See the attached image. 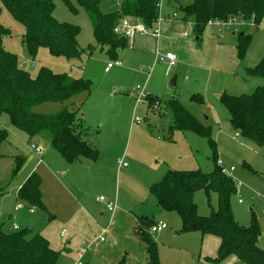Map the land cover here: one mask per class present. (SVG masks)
I'll return each mask as SVG.
<instances>
[{
	"label": "trees",
	"instance_id": "trees-1",
	"mask_svg": "<svg viewBox=\"0 0 264 264\" xmlns=\"http://www.w3.org/2000/svg\"><path fill=\"white\" fill-rule=\"evenodd\" d=\"M54 1L0 0V5L23 25L25 32L22 45L28 56L34 57L37 49L44 47L52 55L77 58L81 54L77 45L78 28L53 18ZM75 1L90 21L96 47L112 60L129 45V39L114 32L122 18L136 19L146 28H151L159 17L158 0H121L118 10L109 13L100 10L98 0ZM168 2L172 3L177 12L175 14L179 15L183 23L192 25L193 35L199 40L208 21L234 18L240 22L235 42L239 62L243 61L251 42V30L257 29L264 17V0H191L187 5H180L179 0ZM7 34L8 30L0 24V118L6 116L10 126L24 133L28 139L40 137L48 141L50 147L68 163L82 160L95 162L98 151L85 139L88 129L82 123L79 107L71 104L70 108L64 106L59 111L47 114L34 110L45 103L63 104L81 94L88 96L89 81L74 79L66 74H54L45 68L39 69L37 75L31 77L22 69L17 57L4 50L2 38ZM246 72L249 77L264 80V56L255 67L247 68ZM219 100L228 112L233 130L242 139L264 148V83L250 95L231 96L222 93ZM145 103L150 110L168 111L169 133L180 130L205 138L213 149L212 160L215 162L212 172L208 174L199 170L167 171L159 182L149 188L159 209L178 215L181 233L198 232L219 238L215 257L206 258L203 262L219 264L225 258L234 256L242 264H264V249L259 247L261 232L255 219L247 227L238 225L233 219L230 200L236 188L232 179L216 165L210 137L211 126L204 124L202 118L176 98L171 97L161 103L148 95ZM190 103L201 106L203 101L201 96L192 95ZM6 139V132L0 126V145ZM22 161V157H15L12 176ZM40 184L39 176L31 173L20 185L16 201L44 211ZM197 191H203L208 200L210 194L216 196V209L208 217L199 216L196 212L193 196ZM152 224V220L140 218L134 235L145 247L146 264H161L156 243L147 232ZM58 254L49 248L39 233L27 229L8 232L0 229V264H55ZM118 264L125 262L121 260Z\"/></svg>",
	"mask_w": 264,
	"mask_h": 264
},
{
	"label": "rangeland",
	"instance_id": "rangeland-1",
	"mask_svg": "<svg viewBox=\"0 0 264 264\" xmlns=\"http://www.w3.org/2000/svg\"><path fill=\"white\" fill-rule=\"evenodd\" d=\"M98 1L100 10L104 13L116 12L121 2V0ZM190 1L179 0V3L180 5H187ZM166 2L167 0H163L161 3L159 10L161 16L167 12ZM52 16L57 22L70 23L78 28L77 45L81 50L79 57L66 59L62 55H52L44 47H39L34 57L28 56L22 45V36L25 32L23 25L15 21L7 9L2 4L0 5V24L8 30V34L2 38V46L5 51L17 57L22 69L31 77L36 76L39 69L45 68L54 74H66L74 79L89 81L90 95L87 100L85 94H81L63 104L45 103L39 105L34 108L36 112L43 114L54 113L64 106L70 108L71 104L76 105L85 100L81 111L79 110L80 114L83 108L92 105L97 106L104 101L126 103L128 106L134 107L131 117L139 120L138 126L145 127L147 132V137L145 138L152 150L156 148L159 151V158L155 159L156 162L153 160V166L156 165L158 169L162 170L163 174H166V171L169 170H199L205 174L212 172L215 162L212 160L213 149L208 141L199 135L187 131L175 130L169 133L167 123H169L170 115L168 111L160 109L159 114L156 110H149L146 107V103L138 100L134 92L136 87L141 88L146 94L157 98L161 103L172 95L190 110L192 105L188 104L189 92L184 89L186 87L184 84L185 78L191 77L188 70H178L177 73L168 76L167 80L164 77V71L168 67L166 61H157L154 65H152V62L142 65L134 61L135 70H129V54L133 53L127 49L120 52L116 57L122 65L104 72L106 65L113 60L96 47L90 21L76 1L55 0ZM220 30L221 33L228 36L232 33L236 34L234 27ZM148 34L150 35L151 33L148 32L144 35ZM251 34V42L236 73L231 76L211 75L208 89L209 99L212 103L211 108L214 110L211 109L209 112L210 137L213 140L216 165H219L227 173L230 168H233L234 171L231 172L230 178L234 184H241V187L236 189L235 195L230 200L233 219L242 227H247L255 219V223L261 232L259 247L264 249V148L258 147L250 140L242 139L233 130L229 122L228 112L218 98L222 91L231 96L250 95L256 88L263 85L264 80L262 78L249 77L246 69L255 67L264 56V17L257 29L251 30ZM188 39L192 40V35ZM174 76L177 78L176 85L171 88L169 82ZM205 84L206 81L202 83L203 91ZM196 87L198 85L194 88ZM76 106L80 107V105ZM195 115L200 118L197 112ZM0 126L7 135L6 141L0 145V193L2 191L0 194V229L8 232L12 231V227L15 226L19 230L27 229L37 233V227L41 225L44 214L40 212L30 213L22 209V207L21 211L17 210L18 205H16L14 200L17 185L28 177L30 171L37 175L44 170L47 172L50 170L52 175L58 171L62 174L61 168L58 167L63 166L64 161L56 150L50 149L48 141L32 137L29 142H26L21 132L19 133V131L10 126L6 116H1ZM96 130L97 128L90 127V131L88 130L87 134L92 135L93 143L98 145H96L99 152L98 162L102 159L105 162V159L108 158V154H106L108 136L100 130H97V134L94 133ZM136 141L138 140L133 133L129 152L135 150ZM31 145H35L41 150L44 166L39 165L35 155L29 152ZM52 154H55V157ZM15 157H22L23 161L14 176H12ZM139 171L141 173L142 171L144 172L143 169ZM135 181L132 184L137 188L136 193L141 198L144 192L143 188L137 178ZM46 182L50 185L49 180H46ZM121 185L123 187L125 184ZM124 187L125 190L129 189V186L127 188L126 186ZM122 195L125 194L123 193ZM238 200H241V204H238ZM193 202L196 206L197 214L202 217H208L217 206L214 194H210L208 200L203 191L194 193ZM141 207L155 208L153 198L147 195ZM151 218L156 222L165 224L167 227L166 231L175 236L169 239L162 238L160 250L165 251L167 255H173L171 253L172 250L185 249L187 251L186 255L178 253L175 254L176 256L173 255V257L179 258L178 264H186V258L196 263L204 257L211 258L214 253L216 255L214 251L211 256H208L209 252L205 254L201 252V241L204 235L193 232L181 233L178 230L180 218L176 213H160L157 210ZM151 235L154 240L160 242L159 234L151 233ZM156 247L158 252L157 242ZM229 258H225L219 264H242L236 261L231 262Z\"/></svg>",
	"mask_w": 264,
	"mask_h": 264
},
{
	"label": "crops",
	"instance_id": "crops-1",
	"mask_svg": "<svg viewBox=\"0 0 264 264\" xmlns=\"http://www.w3.org/2000/svg\"><path fill=\"white\" fill-rule=\"evenodd\" d=\"M168 1L166 2L167 12L161 16L159 11V20L153 25V29L157 30L159 36L157 38L149 34L135 36L129 40L128 47L123 50L129 49L133 53L129 54V70H135L134 61L142 65L152 62V65H154V63L160 61L156 59V53H173L177 61L173 67L165 69V79L167 80L168 76L177 73L178 70L184 71L186 69L190 72L189 75L191 77H186L184 80L186 85L184 89L189 92L188 104L192 105L190 103L192 95L201 96L202 105L196 106L195 109L194 105H192L190 109L194 114L197 112L200 115L204 124L210 125L209 112L211 109L214 110L211 108L212 103L209 99L208 89L211 75L231 76L236 73L243 62H239L236 57V34L232 33L228 36L220 32L221 28L206 27L200 40L197 38V41H195L194 38L196 37L193 35L190 23H183L178 14L175 19H171V15L176 11L172 3ZM237 30H235V33ZM191 35L192 40H189L188 38ZM121 65L122 63L120 62L119 66ZM104 72H106L105 68ZM206 76L207 78H205ZM205 81L206 84L203 91L202 83ZM196 85L198 87L194 88ZM170 87L172 88V86ZM222 93L225 92L222 91L219 96ZM89 95L85 96L86 100ZM171 97L172 95L169 98ZM172 98H175V96ZM85 101L76 104L80 105V111ZM185 107L187 108V106ZM133 108V106H128L123 102L111 103L109 101L100 102L97 106L92 105L83 108L80 114L83 125L89 131L91 127L107 134L108 149L106 154H108V158L105 159V162L103 159L98 162V152V158L95 162L82 160L68 163L61 157L64 164L58 168H61L62 174L58 171L52 175L50 170L41 172L38 176L41 181L40 193L44 211H38L29 208L24 203L17 202L16 193L25 180L17 185L14 198L16 205H18L17 210L21 211L22 207V209L30 213L40 212L44 214L41 225L37 227V233L47 241L50 249L59 253L55 264H75L77 260H80L82 264H118L121 260L125 264H146L145 247L134 235V231L139 225V219L146 218L151 220L157 210L160 213H173L160 210L154 197L149 192L152 184L159 182L165 174L156 165H152L153 160L156 162L155 159L159 158V151L156 148L152 150L145 138L147 137L145 127L138 126L139 120L131 117ZM157 112L160 114V111ZM91 130L93 131V129ZM133 133L138 141H136L135 150L129 152ZM21 135L26 142H29L30 139L24 133H21ZM92 138V135L86 134L85 136V139L96 148L97 144L93 143ZM31 146L29 152L35 155L39 165L44 166L41 150L39 149L40 152L35 153ZM50 149L53 148L51 147ZM52 155L55 157V154ZM121 164L126 166L122 167ZM140 169H143L144 172L142 171L141 173ZM32 172L30 171L29 173L31 174ZM136 178L140 181L144 191L141 198L136 193L137 188L132 184V182H136ZM46 180H49L50 185H48ZM121 184L125 185L122 187ZM124 186L126 188L129 186V189L125 190ZM123 193L125 195H122ZM147 195L153 198L155 208L141 207ZM99 196L114 204L112 212L107 211L102 203L96 201ZM153 223L158 222L153 220ZM180 227L181 221L178 230H180ZM17 230L19 228L12 227V231ZM166 230L167 227L156 233L160 235L159 242L154 240L147 228L148 234L158 244L159 262L161 264H178L179 258L173 257V255L176 256V253L186 255L187 251L185 249L172 250L171 253L173 255H167L165 251L159 249L162 246V238L175 237ZM102 237L104 241L100 242L99 238ZM219 243V238L209 234L204 235L201 241V252L203 254L209 252L208 256H211L213 251H217ZM82 249L83 253L79 254ZM214 257L215 253L211 258ZM229 257L227 258L231 262H238L236 257ZM204 259L206 257L202 260ZM185 260L186 264H195V262L189 261L188 258ZM202 260L198 261V263L211 264Z\"/></svg>",
	"mask_w": 264,
	"mask_h": 264
},
{
	"label": "built area",
	"instance_id": "built-area-1",
	"mask_svg": "<svg viewBox=\"0 0 264 264\" xmlns=\"http://www.w3.org/2000/svg\"><path fill=\"white\" fill-rule=\"evenodd\" d=\"M163 0H158L157 3V8L158 10H160V6ZM175 19L176 18V14L173 13L171 15V19ZM159 20V17L157 19V21ZM156 21V22H157ZM155 24V23H154ZM240 25V22H238L236 19L232 18V19H228L226 21H221V20H211L207 22V27H218L221 29H228V28H235V30H237L238 26ZM114 32L122 37H125L129 40L133 39L135 36L138 35H144L148 32H150L151 36L154 38H157L158 32L156 29H153V26L151 28H146L140 21L136 20V19H132V18H122L119 21V24L115 27ZM156 59L157 60H165L168 64V67H173L176 64V56L171 53V52H165L164 54H160V53H156ZM120 62L117 60H113L112 62L108 63L105 67V71L107 72L109 69H111L112 67H116L119 66ZM135 95L137 97L138 100H142L145 102L148 94L145 93L144 90H142L141 88L136 87L135 88ZM157 105V103L154 105V107ZM31 149L35 152V153H39L40 150L38 147L36 146H31ZM122 167H125V164H121ZM221 168V167H220ZM222 173L230 176L231 172L233 171L232 168H230L228 170V173L225 172L222 168H221ZM235 188H239L241 186L240 183H235ZM96 201L99 203H102L105 208L107 209V211L112 212L114 209V204L110 201H107L104 197L99 196L96 198ZM238 203H241V200H238ZM166 228V225L158 222V223H153L152 225L149 226L148 228V232L149 233H157L160 232L162 230H164ZM100 242L104 241V238H99ZM83 253V249L79 251V254ZM75 264H82V262L80 260H77L75 262Z\"/></svg>",
	"mask_w": 264,
	"mask_h": 264
},
{
	"label": "water",
	"instance_id": "water-1",
	"mask_svg": "<svg viewBox=\"0 0 264 264\" xmlns=\"http://www.w3.org/2000/svg\"><path fill=\"white\" fill-rule=\"evenodd\" d=\"M194 40L197 41V38H194ZM175 81H176V76H174V77L170 80L169 85L172 86V87L175 86Z\"/></svg>",
	"mask_w": 264,
	"mask_h": 264
}]
</instances>
